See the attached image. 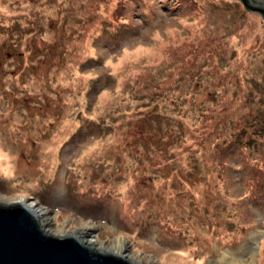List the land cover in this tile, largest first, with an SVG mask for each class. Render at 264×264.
I'll use <instances>...</instances> for the list:
<instances>
[{
    "label": "rangeland",
    "instance_id": "rangeland-1",
    "mask_svg": "<svg viewBox=\"0 0 264 264\" xmlns=\"http://www.w3.org/2000/svg\"><path fill=\"white\" fill-rule=\"evenodd\" d=\"M0 152V203L37 201L51 234L87 228L143 264H264L263 17L0 0Z\"/></svg>",
    "mask_w": 264,
    "mask_h": 264
},
{
    "label": "water",
    "instance_id": "water-1",
    "mask_svg": "<svg viewBox=\"0 0 264 264\" xmlns=\"http://www.w3.org/2000/svg\"><path fill=\"white\" fill-rule=\"evenodd\" d=\"M264 20V0H241ZM0 264H143L75 234H51L23 202L0 203Z\"/></svg>",
    "mask_w": 264,
    "mask_h": 264
},
{
    "label": "bare ground",
    "instance_id": "bare-ground-1",
    "mask_svg": "<svg viewBox=\"0 0 264 264\" xmlns=\"http://www.w3.org/2000/svg\"><path fill=\"white\" fill-rule=\"evenodd\" d=\"M0 155L2 156V155H6V154L0 152ZM7 166L10 167V165H7ZM5 168H6V166H5ZM18 201L23 202L25 205H27L33 211V213L38 217V220L41 222V224L44 225L45 222H47V218L45 217L46 210L44 209V207H41L40 205H38L37 201H35V200L34 201H28V198H21ZM87 232H88L87 228H82L73 234H75L77 237L81 238L84 242L89 243L90 245L99 247L100 242L98 243V241H96L95 238H90V237L85 236V234ZM116 245H118L119 248L122 246V244H120V242L117 243ZM101 249H103L105 251L110 250L109 248H106V247H101ZM224 264H232V262L229 261V262H226Z\"/></svg>",
    "mask_w": 264,
    "mask_h": 264
},
{
    "label": "trees",
    "instance_id": "trees-1",
    "mask_svg": "<svg viewBox=\"0 0 264 264\" xmlns=\"http://www.w3.org/2000/svg\"><path fill=\"white\" fill-rule=\"evenodd\" d=\"M239 138H241V137H240V133H237V134H236V140H237V141H240V142L242 143V139H239ZM240 142H239V143H240ZM239 143H238V144H239ZM92 201H93V200H92ZM99 204H100V203H99Z\"/></svg>",
    "mask_w": 264,
    "mask_h": 264
}]
</instances>
